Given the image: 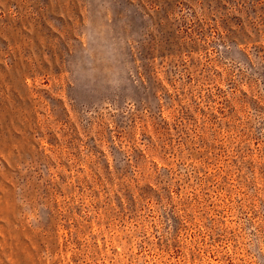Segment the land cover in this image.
I'll return each instance as SVG.
<instances>
[{
	"label": "rangeland",
	"instance_id": "rangeland-1",
	"mask_svg": "<svg viewBox=\"0 0 264 264\" xmlns=\"http://www.w3.org/2000/svg\"><path fill=\"white\" fill-rule=\"evenodd\" d=\"M0 264H264V0H0Z\"/></svg>",
	"mask_w": 264,
	"mask_h": 264
}]
</instances>
